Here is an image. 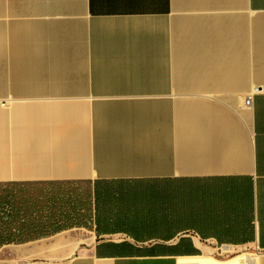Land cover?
Here are the masks:
<instances>
[{
  "label": "crops",
  "instance_id": "crops-1",
  "mask_svg": "<svg viewBox=\"0 0 264 264\" xmlns=\"http://www.w3.org/2000/svg\"><path fill=\"white\" fill-rule=\"evenodd\" d=\"M236 250L264 264V0H0V264Z\"/></svg>",
  "mask_w": 264,
  "mask_h": 264
},
{
  "label": "trees",
  "instance_id": "trees-1",
  "mask_svg": "<svg viewBox=\"0 0 264 264\" xmlns=\"http://www.w3.org/2000/svg\"><path fill=\"white\" fill-rule=\"evenodd\" d=\"M41 193V192H40ZM43 195V193H42ZM42 195H38V192L34 193V195H30L28 193V190H22L20 199H19V213L14 217L15 222L19 224L20 228L18 230L19 234L23 236L25 233L28 234H42L45 230L49 229L51 227L52 221L46 220L45 223H43L42 218L44 211L47 209L46 205L48 203L44 202V199L42 198ZM40 198L42 200L40 201ZM60 199L58 195H54L52 198L53 203H60ZM78 202L76 201V204ZM17 204V203H16ZM11 207V206H10ZM55 215V213L53 214ZM53 222H57L58 219L55 216H52ZM151 218H155L154 216ZM36 220V222H33V220ZM60 219V218H59ZM16 225V224H15ZM34 238V237H32ZM8 241V239H5ZM21 240H26L25 238L21 237Z\"/></svg>",
  "mask_w": 264,
  "mask_h": 264
},
{
  "label": "rangeland",
  "instance_id": "rangeland-1",
  "mask_svg": "<svg viewBox=\"0 0 264 264\" xmlns=\"http://www.w3.org/2000/svg\"><path fill=\"white\" fill-rule=\"evenodd\" d=\"M141 207H139V213L138 215L141 216H149V217H155V206H149V207H143L142 210H140ZM240 256V250H236L232 253L225 254L223 256H217L216 258L221 259V260H230L232 258ZM230 258V259H229ZM227 261V260H226Z\"/></svg>",
  "mask_w": 264,
  "mask_h": 264
},
{
  "label": "bare ground",
  "instance_id": "bare-ground-1",
  "mask_svg": "<svg viewBox=\"0 0 264 264\" xmlns=\"http://www.w3.org/2000/svg\"><path fill=\"white\" fill-rule=\"evenodd\" d=\"M200 264H241V262H240V257H235L224 262L214 261L212 259L204 258L200 260Z\"/></svg>",
  "mask_w": 264,
  "mask_h": 264
},
{
  "label": "built area",
  "instance_id": "built-area-1",
  "mask_svg": "<svg viewBox=\"0 0 264 264\" xmlns=\"http://www.w3.org/2000/svg\"><path fill=\"white\" fill-rule=\"evenodd\" d=\"M251 105H252V101L250 99H246L245 100V106L250 108Z\"/></svg>",
  "mask_w": 264,
  "mask_h": 264
}]
</instances>
